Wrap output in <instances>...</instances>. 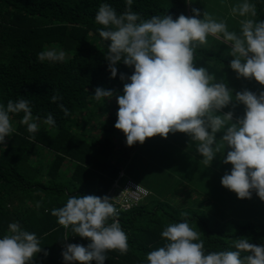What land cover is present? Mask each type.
<instances>
[{"label":"trees","instance_id":"16d2710c","mask_svg":"<svg viewBox=\"0 0 264 264\" xmlns=\"http://www.w3.org/2000/svg\"><path fill=\"white\" fill-rule=\"evenodd\" d=\"M254 2L257 4L256 19L264 21V3ZM102 3L110 4L118 13L127 7L125 0H0V103L6 106L9 100L28 99L33 118L39 117L38 122L44 129L30 134L27 126L20 122L24 114H11L15 131L10 138L6 137V150L0 147V235L7 233L11 222H19L25 230L35 232L43 251L34 257L33 264H64L62 246L66 233L71 244L86 247L90 243L75 235L71 228L65 233L51 211L64 206L71 195L104 197L116 179L120 184L126 176L125 170L118 166L117 158L123 156L128 160V152L133 154L131 149L125 150L128 146L125 138L119 142V138L113 136V132H122L114 127L118 110H111L112 105L104 109L105 103L93 97L95 89L101 87L116 94L111 98L115 103L116 96L123 95L127 82L120 79V74L130 77L134 72V67L120 63L117 77L111 78L105 59L107 46L98 34V29L103 26L95 22ZM186 8V0H134L132 5L133 11L144 19L171 15L175 20L181 14L188 16ZM49 48L64 51L65 60L41 63L38 54ZM223 54L218 49L203 46L197 50L196 66L219 65L230 77L234 72L229 67L231 60ZM53 96L59 99L53 101ZM60 105L68 109L69 115H65ZM227 112L221 110L220 114ZM48 114L54 117L55 127L43 123ZM243 116L234 113L233 122ZM95 120L103 125L99 128L93 122ZM83 121L86 125L80 129ZM175 134L180 135L183 145L186 142L194 147L193 155L188 156L192 165L205 173L203 176L208 174L211 169L203 164V160L199 161L201 155L197 152L196 142L186 133ZM223 134L217 133L220 145ZM54 141L58 144L52 148ZM224 147L222 153L226 154ZM218 155L213 163L221 166L224 154ZM231 168V164L225 165V169ZM120 172L123 175L119 178ZM210 173L221 178L226 172L218 169ZM127 180L137 183L131 178ZM209 193L210 198L212 194L216 198V192ZM166 196L169 197L164 193L154 201L144 199L117 217L129 238L127 253L139 262L147 264L146 254L159 245L144 237L146 231L154 228L163 231L170 223L184 219L202 233L206 254L235 250V242L242 237L264 244V215L262 220L255 222V219H244L237 213L250 212L251 199H238L234 192L227 194L226 212L233 214V218L223 223H210L193 200L189 203L185 198L188 196L172 198L174 204L162 199ZM252 198H255V212L263 211L259 197L253 193ZM197 202L202 205L207 201L200 198ZM107 256L105 264H119L125 259L124 255L117 258V251H109Z\"/></svg>","mask_w":264,"mask_h":264},{"label":"clouds","instance_id":"9594fccd","mask_svg":"<svg viewBox=\"0 0 264 264\" xmlns=\"http://www.w3.org/2000/svg\"><path fill=\"white\" fill-rule=\"evenodd\" d=\"M133 3L125 0L127 7L122 13L102 3L95 16V22L103 26L98 34L107 46L105 59L111 78L117 77L120 63L134 67L130 77L120 74V79L127 82L123 95L116 96L118 118L114 127L125 134L129 147L157 135L166 139L170 133H186L209 166L225 146L228 150L223 163L232 168L223 175L222 186L238 199H251L255 193L264 201V91L257 94L245 89L234 94L227 82L217 81L208 68L196 66L197 50L207 45L210 36L215 37L230 50L234 59L229 67L237 78L254 79L264 86V21L256 19V2L241 0L232 8L233 16L244 18L239 32L230 31L225 21L205 12L201 19L196 8L190 17L181 14L174 20L171 15H153L144 19L133 11ZM38 60L63 62L65 53L47 49L38 54ZM114 95L98 87L93 97L104 103ZM233 102L245 106L244 116L236 122L232 111L220 114ZM60 107L69 115L67 108ZM21 112L20 122L30 134L40 129V118H33L28 99L9 100L6 106L0 103V147L5 150L6 137L15 131L11 114ZM43 123L56 126L51 114ZM220 132L224 133L222 145L217 143ZM51 214L63 228H71L75 235L90 241L86 247L67 244L62 251L64 264H105L107 252L125 255L129 250L128 235L117 219L120 213L107 196L71 195ZM201 234L187 219L170 223L161 233L166 243L146 254L147 264H264V244L242 237L235 242V250L206 254ZM42 251L37 234L25 230L19 222H11L7 233L0 235V264H33Z\"/></svg>","mask_w":264,"mask_h":264},{"label":"rangeland","instance_id":"374dc122","mask_svg":"<svg viewBox=\"0 0 264 264\" xmlns=\"http://www.w3.org/2000/svg\"><path fill=\"white\" fill-rule=\"evenodd\" d=\"M186 0L187 6V15L190 17L193 15L192 9H199L201 12L200 18H203V13H207V15L216 19L217 21H225L228 24V28L230 31L240 30V21L244 18L239 16L232 15V8L237 6L241 0ZM208 48H212L213 50L218 49V51L223 54L225 58L229 60L234 59L229 55L230 50L218 39L215 37H209L207 45ZM52 49V48H49ZM226 66V65H224ZM203 67L208 68L210 74H213L216 77L217 81H225L228 83V87L233 90V93L241 92L245 89H248L252 92L259 94L260 91H264V86L260 85L254 79H245V78H237V74L235 72L230 73V77L228 74H225V68L215 65V66H206ZM220 76V77H219ZM115 99L108 98L104 101L105 106L104 109H108L110 105L111 110H118L117 101L113 103ZM117 100V99H116ZM111 102V103H110ZM232 111L234 113L245 114V106L242 104H237L233 102L229 104L228 107L222 109V111ZM118 118V117H117ZM95 125L99 126L103 123L95 120L93 121ZM86 125V121L81 122L79 128ZM94 128V126H91ZM50 129V128H49ZM95 129V128H94ZM44 130L42 125L40 126L39 131ZM111 133L112 130H109ZM113 136L119 138L120 141H125L126 136L124 133H116L113 132ZM125 138V139H124ZM52 148L57 146L58 141L51 142ZM125 150H132L133 154L128 160L123 159L121 156L117 158V164L120 169L125 170V178L120 181V184H123L126 178H131L136 181L146 189L151 192L149 197V201H154L156 197L167 193L169 195L166 196L165 199L168 201V204H174V198L185 197L190 202H195V207L201 211L200 213L207 218V220L212 223V221H218L219 223L226 222L227 220L233 218V214H229L226 212V199L227 194L232 193V191L222 186L221 179L217 178L215 175L211 174V170L221 169L224 172H230V169H225V164L221 163V166H217L216 164H212L211 166L203 164L205 166H209L211 170H209L203 176V172H199L194 165L190 162V158L188 156L193 155L194 147H191L190 144L186 143L183 145V141L180 138V135L170 133L168 137L162 138L157 135L152 138H147L143 144L137 142L135 145L128 147L125 146ZM223 147L221 146L220 155L224 154ZM225 148V147H224ZM227 151L225 148L224 152ZM137 152V153H136ZM219 155H217V158ZM199 161H204L203 157L198 156ZM198 179L200 183H198ZM203 183V184H201ZM196 186V187H195ZM198 187V188H197ZM197 188V190H196ZM216 192V198L214 194L209 196V192ZM172 193L176 196L173 198ZM185 195V196H184ZM255 195V193H254ZM173 198V199H172ZM202 198L206 200V203H198L197 201ZM179 199V198H178ZM193 200V201H192ZM253 200V207L250 212H237L244 219H255V222H259L262 220V215H264V201L263 202V211L259 210V212H255V198H251ZM230 215V216H229ZM264 223V221H263ZM165 229V228H164ZM162 230L159 231L156 228L150 229L145 232L144 237L148 238L153 243L159 244L156 246L157 248L163 246L166 241L161 236Z\"/></svg>","mask_w":264,"mask_h":264},{"label":"built area","instance_id":"2783aa9c","mask_svg":"<svg viewBox=\"0 0 264 264\" xmlns=\"http://www.w3.org/2000/svg\"><path fill=\"white\" fill-rule=\"evenodd\" d=\"M123 175V172H120L119 178ZM151 192L141 185L127 180L123 185L119 184V179L114 181L112 188L106 193L105 196L112 199V202L117 207L119 213L122 211H127L136 206L140 201L149 198ZM104 196V197H105ZM65 233L68 229L64 228ZM67 244H71L68 241L67 233L65 237L64 245L62 246L63 250Z\"/></svg>","mask_w":264,"mask_h":264},{"label":"crops","instance_id":"0c3cea01","mask_svg":"<svg viewBox=\"0 0 264 264\" xmlns=\"http://www.w3.org/2000/svg\"><path fill=\"white\" fill-rule=\"evenodd\" d=\"M212 171H216V170H211V172ZM222 177L219 178V179H222ZM255 196H256V194H255ZM117 253H118L117 258H119V256H122L119 251H117ZM124 256H125V259L123 260V259L120 258L121 259V262L119 264H145V262H139L137 258H134L133 256H131L128 253L125 254Z\"/></svg>","mask_w":264,"mask_h":264}]
</instances>
